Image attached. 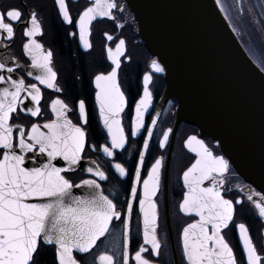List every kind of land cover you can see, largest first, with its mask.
Segmentation results:
<instances>
[{
    "label": "snow or ice",
    "instance_id": "1",
    "mask_svg": "<svg viewBox=\"0 0 264 264\" xmlns=\"http://www.w3.org/2000/svg\"><path fill=\"white\" fill-rule=\"evenodd\" d=\"M55 3L63 21L72 25L73 16L66 0H55ZM124 7L117 0H94L78 13V33L71 34H78L83 47L91 49L89 37L93 22L98 18L116 21L115 12H123ZM24 15L18 8L0 9V46L8 49L9 43L5 41H13L15 24L22 23L23 35L28 38L22 47L31 59L27 65L19 63L15 56L0 58V264H43L49 248L54 252L50 264H88L87 254L102 242V237L111 234L114 221L120 222L123 243L113 241V250L98 255L99 264H155L145 255L148 248L143 244L134 254L131 250L136 202L142 214L145 244L151 246L155 257L160 256L162 247L157 231L160 226L157 195L164 179V156L156 158L147 177L141 179L152 129L157 124V119L153 118L151 127L145 129V113L153 99L149 88L153 74L143 76V95L135 103V120L130 133L125 131L121 118L128 102L120 81L121 57L126 52L124 39H119L115 49H106L112 61L111 70L94 76L95 100L110 141L102 146L103 153L115 159L116 150L125 149L129 135L135 136L141 129L147 133L143 151L139 153V167L131 174L134 183L121 202L114 193L105 194L101 182L108 181L109 175L104 169L95 161L86 168L81 165L86 150L97 149V145L90 142L85 101L80 99L73 108L57 96L47 105L52 118H45L43 89L58 93H63L64 89L58 83L52 49L45 48L37 39L44 34L38 13L30 11L27 19ZM118 27L122 28L123 24L118 23ZM104 35L108 41L114 39L108 33ZM151 68L157 73L165 71L157 59L151 61ZM18 69L27 77L34 76L36 83H27ZM73 112L79 122L70 116ZM172 132L169 127L162 133L160 147L168 145ZM184 143L195 156L183 171L186 191L179 209L198 217L182 231L186 264H264V254L258 250L249 227L243 222L236 223L237 204L242 205L243 198L235 201L228 198L231 189L227 184L233 169L232 162L222 154L221 141H206L199 135H190ZM114 168L121 177L130 175L122 163H115ZM78 171L91 175L77 182L74 177ZM74 190L82 194L77 195ZM255 195L260 199L254 200L253 195L247 199L255 205L259 216L264 217V196ZM230 226L238 230L243 244L244 255L240 259L226 239L225 231H230ZM78 254L84 255L78 258Z\"/></svg>",
    "mask_w": 264,
    "mask_h": 264
},
{
    "label": "flooded vegetation",
    "instance_id": "2",
    "mask_svg": "<svg viewBox=\"0 0 264 264\" xmlns=\"http://www.w3.org/2000/svg\"><path fill=\"white\" fill-rule=\"evenodd\" d=\"M69 5L70 13L73 16V24L68 25L63 21L62 16L58 12L55 0H0V9L18 8L24 12V19H27L30 11H36L38 18L42 21L44 34L37 36V39L44 44L45 48H50L54 54V68L58 72V83L64 89L63 93L44 88V100L42 107L44 108L45 118H52L47 105L52 99L60 96L69 103L70 107L75 108L80 99H83L88 112V131L90 142L97 145L95 151L86 150L84 160L95 161L109 175L108 181H102V187L105 194L114 193L119 201L123 202L128 196L130 185L134 183L132 172L135 167H139V153L143 151V140L147 138L145 129L151 127V120L157 119L156 127L152 129L153 137L149 141V150L145 154V163L141 168V179L147 177L155 159L164 156V179L160 192L157 195L159 204L160 220L158 228V236L161 239L162 247L160 256L155 257L150 245L145 244L142 235V214L139 212L138 202L133 206L132 217V253L143 244L148 248L145 253L147 258L153 259L155 264H186V260L182 253V231L188 224L193 223L198 217L195 214H185L179 209L182 202L183 193L186 188L183 186V171L190 166L195 156L185 145V141L190 135H199L202 139L208 141V138L201 136L197 127L187 122H177V102L167 99L162 103L166 81L164 74L155 72L151 68L153 56L145 48L136 29V23L131 14L125 0H117L118 3L124 5V11H116V21L109 18H98L91 25V35L89 37L92 48L85 49L79 40L78 34L73 36L71 33L77 32L76 20L78 13L84 8L90 6L94 0H66ZM221 5L232 22L233 26L238 28L244 35V27L240 26L241 17H246L253 32L261 36L264 42V3L262 0H240L238 7L235 0H220ZM123 24V27H118ZM15 24V22H14ZM16 36L9 43V47L5 50L0 46V58L15 56L19 63L30 65L31 59L23 51V43L28 39L23 35V24H15ZM105 33L112 35L114 39L108 41ZM245 37V35H244ZM126 41V52L121 57L120 81L121 87L127 97V105L124 112L121 113L122 123L125 131L130 133L134 126L135 103L139 101L143 95V76L151 72L153 81L149 85L152 91V104L147 113H145V129L135 136L129 135V141L124 150H116L115 159L108 157L102 151V146L110 141L107 137L106 129L103 127L99 116V109L95 100V83L94 76L101 71H110L112 61L107 56V47L115 49L119 39ZM249 42L245 39V44L253 57V59L264 69V59L262 62L249 49ZM131 57V59H127ZM19 75H24L27 83H36L34 76L27 77L24 71L17 70ZM35 74V73H34ZM1 86V85H0ZM157 113L159 116L157 117ZM75 122H79L75 112L70 113ZM42 122V121H41ZM171 127L173 129L170 135L168 145L159 146V140H162V133ZM115 163H122L129 169L128 177H121L114 168ZM233 169V167H232ZM91 174L78 171L75 179L89 178ZM227 187L231 189L228 198L239 200L243 198V204H237L236 223L243 222L249 227L250 234L257 245L258 250L264 254V224L257 216L256 210L247 199L249 195L255 196L259 193L252 185L242 180L233 169L229 176ZM241 189H243L241 191ZM142 192V188L138 190V194ZM225 231L226 239L233 247L240 259L243 254V247L235 227ZM139 229V231H138ZM122 228L119 221L113 222V230L107 237H102L97 247L87 254L88 264H99L97 257L103 251L113 250V241L123 243ZM48 252L52 256H47L43 260V264H50L54 256V252L49 248ZM84 254H78V258ZM120 253H117V259Z\"/></svg>",
    "mask_w": 264,
    "mask_h": 264
},
{
    "label": "water",
    "instance_id": "3",
    "mask_svg": "<svg viewBox=\"0 0 264 264\" xmlns=\"http://www.w3.org/2000/svg\"><path fill=\"white\" fill-rule=\"evenodd\" d=\"M125 3L145 48L165 68L162 103L176 101L177 122L194 125L204 138L219 139L235 172L264 196V69L220 0ZM235 3L240 6V0ZM81 165L92 166L87 160Z\"/></svg>",
    "mask_w": 264,
    "mask_h": 264
},
{
    "label": "bare ground",
    "instance_id": "4",
    "mask_svg": "<svg viewBox=\"0 0 264 264\" xmlns=\"http://www.w3.org/2000/svg\"><path fill=\"white\" fill-rule=\"evenodd\" d=\"M240 26H243L244 28V35L245 39L248 44H250L248 47L250 51L258 57V59L262 62V59H264V42L259 37L258 34L254 33L252 30L250 23L246 19V17H241V20H239Z\"/></svg>",
    "mask_w": 264,
    "mask_h": 264
},
{
    "label": "trees",
    "instance_id": "5",
    "mask_svg": "<svg viewBox=\"0 0 264 264\" xmlns=\"http://www.w3.org/2000/svg\"><path fill=\"white\" fill-rule=\"evenodd\" d=\"M48 256H49L48 258H50V256H52V253L48 252ZM51 260H52V259H51Z\"/></svg>",
    "mask_w": 264,
    "mask_h": 264
}]
</instances>
